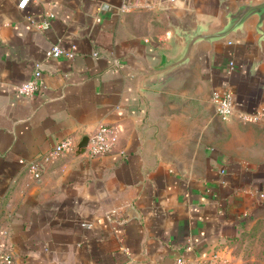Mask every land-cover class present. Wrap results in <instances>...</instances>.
<instances>
[{
	"label": "crops",
	"instance_id": "0c3cea01",
	"mask_svg": "<svg viewBox=\"0 0 264 264\" xmlns=\"http://www.w3.org/2000/svg\"><path fill=\"white\" fill-rule=\"evenodd\" d=\"M18 1L0 0V224L15 264H172L217 250L239 262L234 241L264 219V114L239 117L264 109L256 17L171 64L248 0ZM57 42L74 54L47 56ZM35 60L44 85L28 96L17 85ZM214 89L233 92L228 119ZM100 122L119 125L107 154L75 149L40 179L20 161L68 135L78 145Z\"/></svg>",
	"mask_w": 264,
	"mask_h": 264
},
{
	"label": "built area",
	"instance_id": "2783aa9c",
	"mask_svg": "<svg viewBox=\"0 0 264 264\" xmlns=\"http://www.w3.org/2000/svg\"><path fill=\"white\" fill-rule=\"evenodd\" d=\"M30 0H19L18 6L24 8ZM125 7L130 5L125 4ZM46 23H40L38 26H44ZM62 54L73 55L74 52L65 49L60 43H54L46 50L47 56H61ZM95 54H98L96 51ZM234 60H230V68L234 67ZM43 67L41 60H35L32 77L17 85L19 92L34 96L44 85ZM218 115L223 119H228L236 110V104L233 92L230 89H214L211 95ZM264 114V109L257 112L239 113L240 116L249 120H257ZM119 136V125L116 123L100 122L96 130L90 134L86 147V153L89 156H99L107 154L114 149ZM77 147V141L72 135L60 139L52 148L40 156L26 160L21 158L20 161L26 163L28 169L34 177L40 179L43 174L42 166L46 161L55 159L61 155L74 152ZM264 197V193L261 194ZM91 225V223H86ZM10 229L8 226L0 224V264H15L14 251L9 243ZM172 264H238L234 257L226 255L221 251H213L206 255L187 256L180 254Z\"/></svg>",
	"mask_w": 264,
	"mask_h": 264
},
{
	"label": "water",
	"instance_id": "95a60500",
	"mask_svg": "<svg viewBox=\"0 0 264 264\" xmlns=\"http://www.w3.org/2000/svg\"><path fill=\"white\" fill-rule=\"evenodd\" d=\"M253 17H256V30L260 34V38H264V0L243 1L238 3L235 8L228 10L225 23L222 27L192 34L186 41L187 46L182 57L174 61L171 65L174 66L183 63L190 56L194 45L200 40H209L211 42L221 41L233 33L243 32L246 22ZM88 141L89 136H84L77 145L76 153L85 152Z\"/></svg>",
	"mask_w": 264,
	"mask_h": 264
},
{
	"label": "rangeland",
	"instance_id": "374dc122",
	"mask_svg": "<svg viewBox=\"0 0 264 264\" xmlns=\"http://www.w3.org/2000/svg\"><path fill=\"white\" fill-rule=\"evenodd\" d=\"M239 117L244 121L258 120L245 119L240 115ZM234 252L239 264H264V219L244 230L241 236L234 241Z\"/></svg>",
	"mask_w": 264,
	"mask_h": 264
}]
</instances>
